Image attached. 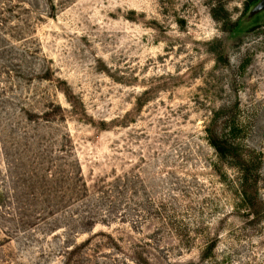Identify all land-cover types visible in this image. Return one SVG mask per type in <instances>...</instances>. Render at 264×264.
<instances>
[{"label": "rangeland", "instance_id": "1", "mask_svg": "<svg viewBox=\"0 0 264 264\" xmlns=\"http://www.w3.org/2000/svg\"><path fill=\"white\" fill-rule=\"evenodd\" d=\"M247 1L0 0V264H264Z\"/></svg>", "mask_w": 264, "mask_h": 264}, {"label": "trees", "instance_id": "2", "mask_svg": "<svg viewBox=\"0 0 264 264\" xmlns=\"http://www.w3.org/2000/svg\"><path fill=\"white\" fill-rule=\"evenodd\" d=\"M259 1L260 0H248L247 6H246L247 9H250L253 5L258 3ZM235 25H237V23H235ZM210 142L214 146V148L218 151V153L221 155V157H223L224 159H226V157L232 153L233 145L228 143L229 141L226 138L221 137L219 135H213L212 134V136L210 137ZM240 169H241V173H242L241 180L243 183L242 190H241V195L243 197V201H244L245 205L253 206L252 200L254 198H256L257 195L254 191H252L250 189L249 186L255 184L256 172H255L254 168L251 167L249 164H247V162L244 160H242V162H241ZM249 181H250V184L245 187V183H249ZM81 190L87 191L86 186H84V188Z\"/></svg>", "mask_w": 264, "mask_h": 264}, {"label": "water", "instance_id": "3", "mask_svg": "<svg viewBox=\"0 0 264 264\" xmlns=\"http://www.w3.org/2000/svg\"><path fill=\"white\" fill-rule=\"evenodd\" d=\"M264 9V0H260L254 7V12H258Z\"/></svg>", "mask_w": 264, "mask_h": 264}]
</instances>
